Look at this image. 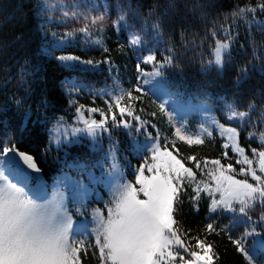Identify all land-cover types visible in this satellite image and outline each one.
I'll return each mask as SVG.
<instances>
[{
    "label": "trees",
    "instance_id": "1",
    "mask_svg": "<svg viewBox=\"0 0 264 264\" xmlns=\"http://www.w3.org/2000/svg\"><path fill=\"white\" fill-rule=\"evenodd\" d=\"M101 1L113 8L117 18L121 14L125 16L124 26L105 32L104 49L82 48L79 42L80 46L77 42H64L62 49L53 44L54 38L49 33L56 24L45 21L39 14L43 9L40 0H0V142L10 139L17 149L34 157L49 192L50 183L62 170H71L66 162L74 154L67 152L63 156L62 150L47 148L49 125L59 118H70L79 106L106 109L108 103L99 90L111 86L113 79L125 91H132L133 96L138 97L123 103H130L133 114H138L154 135L159 134L160 144L167 143L168 149L179 159L195 155L201 161L219 159L222 165H236L235 154L230 148H223V141L216 132L212 137H205L202 145L189 146L175 138V128L160 110V104L140 85L138 72L150 67L135 58V50L129 44L130 30L141 36L146 50L155 52L157 59H163L169 54L167 50H172V63L162 67L159 75L170 91L192 99L199 97L216 107L229 104L236 110H249L252 105L251 113L257 122L247 129L239 127L238 142L248 155L252 148L264 147L255 138L247 137L250 132L256 135L264 132V12L257 9L243 17L233 16L239 8L256 7L264 0ZM252 14L255 17L250 20L248 17ZM155 24H159V29L153 27ZM229 36L226 62L222 70H217L209 63L215 41L226 40ZM63 50L84 52L88 61H93L92 67L81 70L61 65L55 53ZM146 50L139 48L140 53ZM71 76L77 85L76 93L66 89ZM137 87L141 91L137 92ZM114 111L118 115V110ZM124 116L128 118L127 113ZM217 116L221 117V113ZM173 140L175 148L171 144ZM74 147L90 153L85 141L70 149ZM65 159L68 160L64 162ZM182 162L197 172L198 180L205 179L206 169L197 170L194 162L186 159ZM17 174L20 180L32 182L21 173ZM194 195L192 187L185 186L179 202L174 204V218L179 228L189 237L200 236L212 244L216 253L214 264H248L244 254L229 240V235L237 239L253 227L264 234V221L260 220L264 205L257 203L249 210L251 220L246 217L238 223L236 216L210 211L209 195L201 192L195 202L190 199ZM210 222L219 226L217 232L206 233L205 226ZM225 226L227 231H220ZM256 237H247L244 244L249 255L255 257L254 264H260L264 263V247ZM91 251L88 247L87 255L81 254L83 264H98Z\"/></svg>",
    "mask_w": 264,
    "mask_h": 264
},
{
    "label": "snow or ice",
    "instance_id": "2",
    "mask_svg": "<svg viewBox=\"0 0 264 264\" xmlns=\"http://www.w3.org/2000/svg\"><path fill=\"white\" fill-rule=\"evenodd\" d=\"M259 9L264 12V3L256 7L239 8L233 16L243 17L247 13H255ZM68 16V12H64ZM78 13L73 12L76 17ZM82 15V14H81ZM84 26L81 32L89 33L90 26L99 25L103 29L106 14L97 16H83ZM125 21L123 14L119 15L114 25ZM159 29V24L153 25ZM228 32L227 28H224ZM71 35V33H68ZM212 35L215 37L216 32ZM228 39L216 40L212 50L214 63L223 67L225 56L229 51ZM100 44L101 41H94ZM130 44L139 46L141 36L133 33ZM107 51V49H105ZM168 55L162 60H157L155 52L150 51L143 58V63H155L156 68L152 73L143 75H161L160 69L170 65L174 59L172 50L168 49ZM61 60H77L78 57H59ZM92 64L93 61H85ZM140 68V65H137ZM144 83H148L147 80ZM141 91L139 87L135 89ZM110 97L108 101V113H111V121L114 127L130 125L123 119L125 113L133 116L131 104L125 105L127 99H138L132 91L119 90L116 93H105ZM83 106L77 108L78 119L84 124V128H74L75 132H86L91 137H96L100 132H107L108 115L97 108L88 111L95 113L100 111L101 119L85 118ZM160 110L165 111V105H159ZM253 106L249 105V111L237 112L230 109L227 119L244 120L249 116ZM114 110H118L121 119L117 120ZM154 115V114H153ZM134 119L140 120L139 116ZM215 123V122H214ZM144 122L141 121V126ZM202 127L197 134L188 133L183 127H176L174 136L179 141L189 146L202 145L205 137H212L213 130ZM220 135L226 139L223 148L231 147L232 152L237 153L241 159L236 163L242 165L239 173L232 164L222 165L220 160H199L195 155H189L187 161L194 162L195 169L204 171L207 180L197 179V172L192 167L185 166L182 159H178L173 152L168 150V144L163 146L159 143V134L152 138L153 142L144 151L148 154L135 174V183L117 182L112 189L111 206L107 208V217L100 210H94L95 246L99 250L101 264H214L216 253L212 244L206 238L200 236L189 237L182 231L174 218V204L179 202V195L185 186L192 187L194 196L190 197L194 202L198 201L201 192H208L212 196L210 211L214 212L222 207L225 210L235 212L234 205H239L238 212L241 216H249V210L257 203L264 205V147L252 148L251 158L243 147L238 143L239 131L236 127L217 124ZM150 135V134H149ZM256 133H249V138ZM261 143L264 144V132L259 133ZM175 148V140L171 142ZM9 154L18 155L28 168L39 172L32 156L19 152L11 140L0 142V264H83L81 254L87 255L88 247L84 239H76L74 221L71 213L64 204L62 194L53 193L45 202H38L25 191L24 186H19L21 181L17 178V170H9ZM227 155V153H225ZM211 163L212 167H209ZM115 169V165H113ZM145 171L151 173L145 175ZM259 173V174H258ZM242 175L244 179H237L236 175ZM118 175V173H117ZM16 178V182H13ZM251 181V182H250ZM137 185L139 187H137ZM219 194V199L215 198ZM141 194L144 199H141ZM79 211V209H77ZM264 221V213L261 214ZM219 226L214 222L206 224L205 231L208 234L217 232ZM220 231H227V226ZM249 236L261 237L259 243L264 247V234L256 231L255 227L245 230L240 238L229 240L235 245L237 251L244 254L248 264H253V258L245 248L244 241Z\"/></svg>",
    "mask_w": 264,
    "mask_h": 264
},
{
    "label": "rangeland",
    "instance_id": "3",
    "mask_svg": "<svg viewBox=\"0 0 264 264\" xmlns=\"http://www.w3.org/2000/svg\"><path fill=\"white\" fill-rule=\"evenodd\" d=\"M40 3L43 6V9L40 10L39 14H42V16L45 17V21L56 24L54 29H51L49 33L51 34V37L54 38L53 44L58 48L64 49V42L70 44H74L75 42L78 44L79 42L81 43L82 48H89L92 46L104 49L105 46L103 40L105 32L111 28L117 31L120 27L124 26V22H121L119 25L113 24V21L117 20L116 13L112 7L107 6L101 0H40ZM64 12H68L69 15L65 16ZM73 12L78 13V15L73 17ZM100 14H106L102 30L99 29V25L90 26V32L87 34L79 30L85 24L83 18L84 15L97 16ZM252 15V17H248L250 20L255 17L254 14ZM57 32H61L62 34H57ZM130 32L133 34V31L130 30ZM68 33H71V35H68ZM132 34L129 35V44ZM96 40L101 41V43H95L94 41ZM78 45L80 46V44ZM130 46L135 50V58L142 63L143 58L152 51L151 49L146 50V45L142 41L139 46H132L131 44ZM140 47L141 51L146 50V52L140 53ZM62 56L78 57L79 59H59V57ZM55 57L56 60L65 67L81 70L92 67L91 64L85 63V61H88V57L84 52L63 50L56 52ZM157 60L162 59L159 58ZM213 60L214 56L212 57V61ZM212 64L217 70H222V67L216 66L214 63ZM145 65H148L150 68L146 71L143 70V73L154 72L156 68L155 63H148ZM72 76H74V74ZM72 76L69 77L70 79H67L66 89L69 93H76L77 85L72 79ZM137 76L140 77L141 87L145 91L152 93L161 104L165 105V115L174 128L183 127L188 133L197 134L202 131L201 126L208 127L218 134L224 144L226 139L220 135L216 128L217 124L236 127L237 129H239V127L247 129V127H253V124L257 122L256 116H254L251 111L249 112V116L244 120L229 121L227 116L230 109L234 108L229 104L221 106V117L217 116L210 104L193 102L188 105H179L174 101V98L169 96L166 89L163 87L164 83L159 79V76L143 75L141 71L138 72ZM145 80H147L148 83H144ZM118 83L113 79L111 86L102 87L99 90L101 97L104 98L107 103L110 97L105 95V93H116L121 89L124 90V88L120 87ZM95 93L96 92H93V95H95ZM72 98L74 99V96ZM80 107L81 106L77 108ZM91 108H97L108 115L107 127L109 130L107 132H100L96 137H91L86 132L73 133L74 128H84V124L78 119L79 114L76 110L70 118H59L48 127L47 148H55L56 150L60 149L64 152L63 156H65L67 152L74 153L69 160L65 159L64 161L66 162L68 160L66 164L70 165L69 167L71 170L68 169V171H66V169H63L59 174V177L50 183L49 186L52 192H50L51 195L48 198H50L55 192L62 194L64 204L69 213H71L74 221V230L77 233L75 238L84 239L85 243L91 248L92 255L96 257L97 263L101 264L99 250L95 246V234L92 233V229L95 227L94 210H100L101 213L107 217V208L111 206L110 202L112 201L111 193L113 187L117 182L135 183L136 171L138 167L144 163V160L148 155L144 149L155 142L152 138L157 136L153 135L145 124L141 126V121L144 122L143 119L140 118L139 121L134 119L135 116H139L138 114H133V116H128V118L123 116V119L127 120L130 125L128 128H125L122 125L114 127L111 121V113H108V104L106 109L95 106H83L82 111L84 112L85 118L100 120L102 118L100 111L90 113L88 110ZM236 111L245 112L249 110ZM194 112L196 113L195 116H193ZM117 113L119 115V112ZM118 115L117 120H120L121 116ZM189 116H191V118H188ZM186 122L187 126L183 125V123ZM247 137H249V135H247ZM253 138L261 143L259 135H256ZM82 141H85L90 153L83 150L79 151L76 147L70 149V147L80 144ZM261 145L263 146L264 144L261 143ZM229 148L231 149V147ZM234 154L235 161L241 159L237 153ZM173 155L176 154L173 152ZM249 157L251 158V154H249ZM177 158L179 159L178 156ZM113 165H115V169L113 168ZM209 167H212L211 163H209ZM241 167L242 165L236 163L233 168L239 173ZM145 175L150 176L151 173L145 171ZM236 178L244 179L245 177L237 174ZM207 179L208 177L205 176L204 180ZM137 187L139 186L137 185ZM40 189L41 191H45L44 186H40ZM25 190L29 194L32 192L29 185H26ZM203 194L209 195L206 191H204ZM140 198L144 199L142 194ZM209 198L211 203L212 196ZM215 198L219 199L218 193L215 195ZM43 202H45V200L41 203ZM234 207L237 209L235 212L225 210L222 207L217 208L214 212H231L233 217L236 216L235 218H239L235 220L238 223L246 220V217L241 216L238 212L239 205H234ZM77 209H79V211H77ZM256 239L260 241L259 238L256 237Z\"/></svg>",
    "mask_w": 264,
    "mask_h": 264
},
{
    "label": "water",
    "instance_id": "4",
    "mask_svg": "<svg viewBox=\"0 0 264 264\" xmlns=\"http://www.w3.org/2000/svg\"><path fill=\"white\" fill-rule=\"evenodd\" d=\"M18 151L32 156L28 152L21 151L19 149H18ZM33 159H34V157H33ZM10 163H11L13 169L19 170L27 178H30V179L37 181V182H41L43 180V173H42L41 169L39 168V166L37 165L36 161H35V163H36L37 167L40 169L39 172H36L33 169L28 168L27 165H25L23 163L22 159H20V157L18 155L10 154Z\"/></svg>",
    "mask_w": 264,
    "mask_h": 264
}]
</instances>
